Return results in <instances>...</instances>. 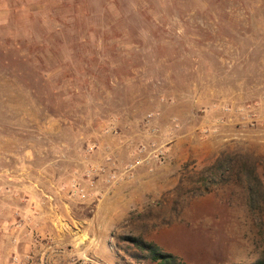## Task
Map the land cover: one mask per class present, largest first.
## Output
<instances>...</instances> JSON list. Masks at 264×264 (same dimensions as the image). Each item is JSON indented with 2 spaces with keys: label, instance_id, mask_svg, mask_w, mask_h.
I'll use <instances>...</instances> for the list:
<instances>
[{
  "label": "rangeland",
  "instance_id": "obj_1",
  "mask_svg": "<svg viewBox=\"0 0 264 264\" xmlns=\"http://www.w3.org/2000/svg\"><path fill=\"white\" fill-rule=\"evenodd\" d=\"M228 153L264 184V0H0V264L263 259L243 184L186 198Z\"/></svg>",
  "mask_w": 264,
  "mask_h": 264
},
{
  "label": "trees",
  "instance_id": "obj_2",
  "mask_svg": "<svg viewBox=\"0 0 264 264\" xmlns=\"http://www.w3.org/2000/svg\"><path fill=\"white\" fill-rule=\"evenodd\" d=\"M195 176L193 189L190 196L187 195V199L207 194L212 191L213 187L223 186L234 177L237 182L244 185L247 191L250 210H261V204L264 201V184L249 155L222 154L214 163L198 171ZM123 240L141 251V255L136 253L132 255L134 258L147 259L154 264H185L181 258L162 250L154 242L134 236L123 237ZM251 264H264V258Z\"/></svg>",
  "mask_w": 264,
  "mask_h": 264
}]
</instances>
